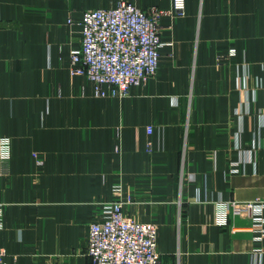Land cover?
I'll list each match as a JSON object with an SVG mask.
<instances>
[{"label":"crops","instance_id":"crops-1","mask_svg":"<svg viewBox=\"0 0 264 264\" xmlns=\"http://www.w3.org/2000/svg\"><path fill=\"white\" fill-rule=\"evenodd\" d=\"M116 2L0 0L3 264H93L89 223L114 183L125 212L157 226L161 264H264L250 219L213 222L216 201L264 197V0H185L184 15L161 16L154 76L124 97H96L70 73L69 53L83 11Z\"/></svg>","mask_w":264,"mask_h":264},{"label":"built area","instance_id":"built-area-1","mask_svg":"<svg viewBox=\"0 0 264 264\" xmlns=\"http://www.w3.org/2000/svg\"><path fill=\"white\" fill-rule=\"evenodd\" d=\"M184 13L185 0H171L168 10L153 7L145 11L132 0H117L112 7L84 10L79 20L80 45L69 53L70 73L86 77L96 97L126 96L130 87L145 84L156 73L159 48L164 44L159 34L161 16H182ZM234 53V49H229L225 54L215 55V64H223ZM247 107L236 109L235 116L248 113ZM259 114L264 125V110H259ZM151 131V126H147L146 132L150 134ZM32 157L37 165L42 164L36 153H32ZM9 158L10 140L0 137V160L6 163ZM236 164L230 163L229 173L239 172ZM123 190L120 183L112 184L113 199L100 203L98 219L89 223L86 254L93 264H161L157 226L151 221L136 220L125 212ZM232 214L247 217L253 229L264 235V197L214 203L213 222L216 225H225ZM3 227L0 205V229ZM3 254L0 250V264H3ZM253 254L257 256L258 251Z\"/></svg>","mask_w":264,"mask_h":264}]
</instances>
